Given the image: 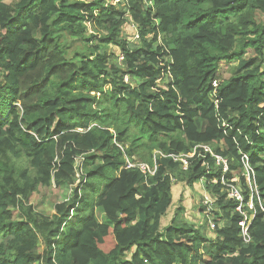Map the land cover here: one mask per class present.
<instances>
[{"label":"trees","instance_id":"obj_1","mask_svg":"<svg viewBox=\"0 0 264 264\" xmlns=\"http://www.w3.org/2000/svg\"><path fill=\"white\" fill-rule=\"evenodd\" d=\"M222 63L238 64L227 79ZM205 145L226 173L169 157ZM247 164L263 208L249 242L222 183L238 179L252 214ZM77 177L51 217L30 204ZM175 182L215 199L214 238L183 207L161 228ZM0 264H264V0H0Z\"/></svg>","mask_w":264,"mask_h":264},{"label":"rangeland","instance_id":"obj_2","mask_svg":"<svg viewBox=\"0 0 264 264\" xmlns=\"http://www.w3.org/2000/svg\"><path fill=\"white\" fill-rule=\"evenodd\" d=\"M9 4H14L16 0H7ZM111 0H106L107 4H110ZM125 31H130L132 33L133 27L130 25L125 28ZM130 33V35H131ZM91 34V32H89ZM67 41L65 44L71 46V50H74L78 45H80V41L72 44L71 37H66ZM238 66L237 63L231 64H221V73L224 79L231 77L235 71V68ZM82 160L77 161L78 169L82 166ZM82 171L79 172V175ZM78 177L77 181L73 185H63L61 187L51 186L48 188H40L39 191L33 194L30 197V204L33 208L48 217H51L55 212V205L60 204L66 200H68L73 192V189L76 188L79 184ZM172 188L173 194V204L168 210V214L163 217L161 222V228L164 229L168 225L171 224L172 219L175 216L176 210L178 207H183V212L180 215V220L184 221L187 224H191L196 228L201 229L202 233L208 238H214V230H210L208 226V218L206 217L204 210H202V201L205 196L212 197L210 193L207 191L206 187L203 183H198L193 187L187 186L185 182L183 183H174ZM215 212V207L213 209ZM212 212V216H213ZM14 216L19 219L21 214L20 212H14ZM100 222H104V217L102 214H97ZM213 217H211L212 219ZM115 246L113 240L108 238L105 244L102 246L103 251L108 252ZM42 251V248H41Z\"/></svg>","mask_w":264,"mask_h":264},{"label":"built area","instance_id":"obj_3","mask_svg":"<svg viewBox=\"0 0 264 264\" xmlns=\"http://www.w3.org/2000/svg\"><path fill=\"white\" fill-rule=\"evenodd\" d=\"M127 0H111L110 5L117 6L119 4H124ZM133 29L136 30V27L133 26ZM139 37L136 34L135 40H137ZM122 59V57H121ZM219 84L217 81L213 83V87L216 89L218 88ZM161 156L165 157L163 154L159 153ZM196 155L199 157L205 158L206 155H209L214 161L216 166L220 167L222 169L223 173H226L229 169L228 161L224 157L217 155L213 152V149L210 146H197L194 151L191 154H181V155H169L170 158L173 159V161L180 164V167L183 171H187L190 166V159L194 158ZM243 160L246 162L247 158L246 156H243ZM127 169H139L141 173H143L146 176H154L157 173V163L154 161V166H151L147 163H136L132 162L129 159L127 160ZM82 171V170H80ZM83 174V171L80 173V175ZM78 174V177L80 176ZM245 182L246 186L249 189V211L252 212V214H248V212L244 208V197H243V188L239 184L238 179H233L230 182H226L223 177V185L226 187L228 196L230 199L234 200L237 203V212L242 214L244 216V221L241 223V230L243 232V237L245 238L246 242H249L250 239L248 238V229L250 227V224L252 220L255 218V206H254V200H257L260 203V207L262 208L261 202H260V195L257 189V185L254 178V172H252V169L248 166V164L245 166ZM215 199L213 197L205 196L202 205L204 208V213L206 217L208 218V225L211 230L216 229V223L214 222V218L211 219L212 212L214 209ZM263 209V208H262Z\"/></svg>","mask_w":264,"mask_h":264}]
</instances>
